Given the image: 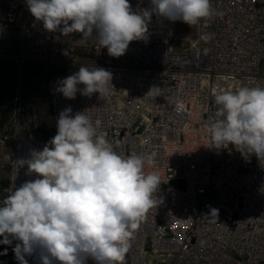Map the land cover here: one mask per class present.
<instances>
[{
  "label": "built area",
  "instance_id": "1",
  "mask_svg": "<svg viewBox=\"0 0 264 264\" xmlns=\"http://www.w3.org/2000/svg\"><path fill=\"white\" fill-rule=\"evenodd\" d=\"M129 2L134 10L150 6V0ZM212 2L218 14L194 25L192 33L178 32L177 21L153 16L148 41L130 42L126 53L114 58L95 37L89 46L73 44L80 33H49L31 15L17 23V54L3 55L2 32L27 7L25 0H0V59L16 68L13 100L0 106L8 113L1 126L4 139L14 142L8 194L36 178L26 175L21 160L55 136L59 113L66 107L73 114L87 110L119 154L151 155L163 181L161 202L147 213L124 264H150L148 256L161 264H264V161L247 159L231 146L209 148L206 132L218 91L264 86V0ZM71 45L87 57L67 56ZM81 65L112 73L109 95L78 92L66 99L54 91L58 80ZM61 66L62 76H50ZM152 86L161 88L158 96H146ZM49 118L45 138L38 129ZM210 208L218 209V216L209 214ZM26 259L37 264L35 257Z\"/></svg>",
  "mask_w": 264,
  "mask_h": 264
},
{
  "label": "clouds",
  "instance_id": "2",
  "mask_svg": "<svg viewBox=\"0 0 264 264\" xmlns=\"http://www.w3.org/2000/svg\"><path fill=\"white\" fill-rule=\"evenodd\" d=\"M27 11L49 33H80L96 38L108 55L118 58L130 42L149 39L153 16L190 27L218 14L212 0H150L134 10L129 0H25ZM112 73L81 65L57 81L54 91L66 99L79 92L110 94ZM82 86V87H81ZM150 87L146 96H158ZM218 106L208 120L209 148L229 146L247 159L264 161V86L241 85L214 96ZM87 110L59 113L56 134L42 150H31L23 182L0 199V244L12 248L18 264H124L132 240L147 213L158 205L163 182L153 157L121 155ZM149 168L153 170H148ZM218 209L209 214L218 216ZM7 249L0 255H6Z\"/></svg>",
  "mask_w": 264,
  "mask_h": 264
},
{
  "label": "rangeland",
  "instance_id": "3",
  "mask_svg": "<svg viewBox=\"0 0 264 264\" xmlns=\"http://www.w3.org/2000/svg\"><path fill=\"white\" fill-rule=\"evenodd\" d=\"M30 13L27 11V8H23L20 10L19 16L17 18V22L13 25H7L2 32V42H1V53L8 57H14L18 52V40L20 37V31L16 27L17 23L25 24L28 21ZM177 29L180 33H192L194 31V26L190 27L189 25L177 21ZM73 44H80L81 46H89L91 44V40L84 41L81 38H78L73 41ZM67 56L72 55L75 59H84L87 57L86 53H83V49L81 47H74V45L69 46L66 49ZM89 57H92V52H90ZM0 64L4 68H9L11 65H14L10 60H1ZM15 66V65H14ZM62 66L58 68V72L50 73V76L58 77L62 76ZM261 71L264 72V63L261 64ZM3 73V72H2ZM1 76H4L3 74ZM7 110L5 108H0V116L6 115ZM10 135V130L7 132ZM14 146V142L12 138L8 137V139H4L3 128L0 127V199H3L6 195H8V179L10 173V162L12 158V149ZM2 239V237H0ZM16 242H13L11 246L0 244V253H3L5 249H7L6 255H0V264H18L15 259L14 252L12 248L15 246ZM148 260L150 264H161L160 260L157 258H152L148 256Z\"/></svg>",
  "mask_w": 264,
  "mask_h": 264
},
{
  "label": "trees",
  "instance_id": "4",
  "mask_svg": "<svg viewBox=\"0 0 264 264\" xmlns=\"http://www.w3.org/2000/svg\"><path fill=\"white\" fill-rule=\"evenodd\" d=\"M15 72H16V68L14 65H11L9 68H4L0 64V106H5V104L13 100L14 86H15ZM24 73L26 74V71ZM2 74L4 76H1ZM33 102L36 105L38 104V96L36 94L34 95ZM7 118H8V113H6V115L4 116H0V127L7 120ZM51 126H52V122L49 118L42 123V126L38 129V131L41 133L43 137L49 138Z\"/></svg>",
  "mask_w": 264,
  "mask_h": 264
}]
</instances>
